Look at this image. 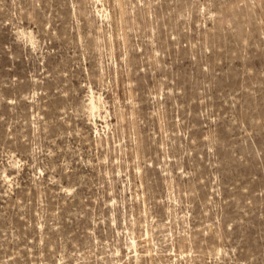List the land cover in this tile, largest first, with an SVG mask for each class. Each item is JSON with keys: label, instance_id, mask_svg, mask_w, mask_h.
I'll use <instances>...</instances> for the list:
<instances>
[{"label": "rangeland", "instance_id": "374dc122", "mask_svg": "<svg viewBox=\"0 0 264 264\" xmlns=\"http://www.w3.org/2000/svg\"><path fill=\"white\" fill-rule=\"evenodd\" d=\"M0 264H264V0H0Z\"/></svg>", "mask_w": 264, "mask_h": 264}]
</instances>
